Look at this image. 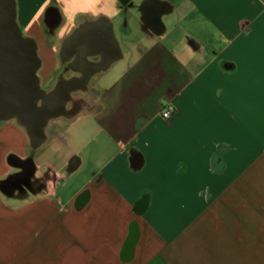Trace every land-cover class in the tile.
I'll return each mask as SVG.
<instances>
[{
  "label": "crops",
  "instance_id": "1",
  "mask_svg": "<svg viewBox=\"0 0 264 264\" xmlns=\"http://www.w3.org/2000/svg\"><path fill=\"white\" fill-rule=\"evenodd\" d=\"M14 4L70 88L1 127L0 264H264V0Z\"/></svg>",
  "mask_w": 264,
  "mask_h": 264
},
{
  "label": "water",
  "instance_id": "2",
  "mask_svg": "<svg viewBox=\"0 0 264 264\" xmlns=\"http://www.w3.org/2000/svg\"><path fill=\"white\" fill-rule=\"evenodd\" d=\"M38 67L33 41L21 35L15 22L14 0H0V120L14 118L35 133L62 110L70 88L61 81L43 91ZM56 98V107H51Z\"/></svg>",
  "mask_w": 264,
  "mask_h": 264
},
{
  "label": "built area",
  "instance_id": "3",
  "mask_svg": "<svg viewBox=\"0 0 264 264\" xmlns=\"http://www.w3.org/2000/svg\"><path fill=\"white\" fill-rule=\"evenodd\" d=\"M172 112H173V107L172 106H166L162 109L161 116L164 119H168L171 116Z\"/></svg>",
  "mask_w": 264,
  "mask_h": 264
},
{
  "label": "rangeland",
  "instance_id": "4",
  "mask_svg": "<svg viewBox=\"0 0 264 264\" xmlns=\"http://www.w3.org/2000/svg\"><path fill=\"white\" fill-rule=\"evenodd\" d=\"M52 85V81H49V82H45L44 84H42L41 86V88H48L49 86H51ZM13 121H16L15 119H13ZM5 123L4 122H0V130H1V127H2V125H4Z\"/></svg>",
  "mask_w": 264,
  "mask_h": 264
},
{
  "label": "flooded vegetation",
  "instance_id": "5",
  "mask_svg": "<svg viewBox=\"0 0 264 264\" xmlns=\"http://www.w3.org/2000/svg\"><path fill=\"white\" fill-rule=\"evenodd\" d=\"M53 89V88H52ZM51 89V90H52ZM52 106L51 107H56V103H57V98L56 99H54L52 102ZM11 119H14V118H11ZM8 120H10V119H8ZM4 121H6V120H0V122H4ZM32 133H34L35 134V132L34 131H32Z\"/></svg>",
  "mask_w": 264,
  "mask_h": 264
}]
</instances>
